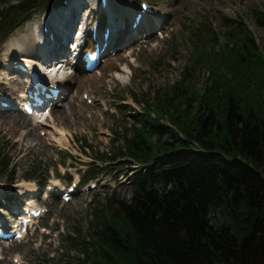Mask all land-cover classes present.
<instances>
[{"label": "trees", "instance_id": "16d2710c", "mask_svg": "<svg viewBox=\"0 0 264 264\" xmlns=\"http://www.w3.org/2000/svg\"><path fill=\"white\" fill-rule=\"evenodd\" d=\"M48 1L26 0L5 14L0 10V18L13 25L21 11ZM256 21L263 25L264 13ZM231 22L228 32L242 37L243 23ZM214 41L210 30L195 41L204 61L183 68L179 99H172L186 100L192 87L188 79L200 64L209 77L224 71L225 77L220 73L214 80L234 88L226 97L214 90V99L202 100L196 118L185 111L179 121L172 113L167 126L155 109L156 118L142 116L132 136H123L116 153L138 160L141 167L130 198H110L98 216L95 244L83 248L84 264H264V55L257 48L225 44L219 54L230 59L225 72L219 61H210L212 51L206 55ZM245 87L256 89L241 100ZM9 161L0 150V171ZM210 213L218 220L211 221Z\"/></svg>", "mask_w": 264, "mask_h": 264}, {"label": "rangeland", "instance_id": "374dc122", "mask_svg": "<svg viewBox=\"0 0 264 264\" xmlns=\"http://www.w3.org/2000/svg\"><path fill=\"white\" fill-rule=\"evenodd\" d=\"M118 2H116L117 7L121 10L126 1L122 0L121 2L119 0ZM162 6L166 10H171V12L175 13V25L181 24L193 28L196 22L201 19L200 16H204L203 18L206 21L219 30L220 36L224 37L226 44L230 45L229 47H234L238 44L244 50L257 48L264 55V24H259L256 21L260 13H264V0H163ZM225 16L242 19L244 25L243 30L240 31L243 32L240 33L242 37L238 35V32H228L232 28L224 25L223 18ZM35 18L37 19V16ZM252 37L257 47L251 41ZM10 38L3 45V49L9 47L6 44L11 41L9 40ZM175 38L179 40L181 35L179 34ZM163 41L160 40L158 45ZM159 46L152 45L151 43L146 45L141 44V46L134 45L132 50L122 53L120 59L104 63L99 73L93 76L94 84L89 91L97 99L95 105H102L99 100L107 102L118 100L116 98L120 97L124 99L118 100L119 102H123L122 105L119 102L115 103L122 119L119 120L121 121L119 125L115 124L117 120L114 119V116L112 117L111 113L103 110V106L92 107L83 99H80L79 96L77 100V97L73 96L70 100L59 102L54 107L50 112V116L48 115L46 118L45 126L42 129L46 134L43 136L39 134V130H35L32 133L27 131L30 128L27 117L20 116L16 111H1L0 149L2 152L12 154L13 157L16 156L14 162H16L18 175L23 176L26 171L32 170L34 165H37L36 170L39 171L38 175L42 177L46 176L45 170L49 166V168L54 167L52 160L54 158H61L62 160V157L66 158L65 162L67 161V165H71L69 170L73 172L79 170L82 167L79 162H88L89 159L86 156L82 157V155L79 156L77 154L73 143L70 141L71 136L74 138L86 136L88 142L98 152H106L109 149L111 151L115 148L114 145L122 146L120 136L125 134V132L128 136H131V133L134 131L133 126L138 128L142 124L133 115V111H130V109L123 110L124 106H130L131 102L136 104L134 106L135 109L138 106L142 110V102L145 101L144 103L148 105V108L151 111L153 110L152 117H156V110H158L160 118L169 119L168 115L175 113L172 114V118L180 121L185 111H188L187 116L189 115L191 118L200 116V109L204 106L202 100L214 99V90L217 94L222 95L223 93V97H226L234 88L233 84L228 81L219 83V80H214V77L220 73H223L225 77L224 71L219 70L216 72V75L209 77L206 76L208 73L207 68L201 67L188 79L192 87L189 89L186 100H177L179 96L176 93L179 92L182 85L180 69L184 64V58H181L178 62H171V65L166 66L164 64L167 63L166 58L162 50L160 51L158 48ZM210 51H212L213 55V59L210 61L213 63L219 61L221 68L224 67L226 69L230 59L228 57H220L219 54L222 55L220 46L215 44L208 46L205 49L206 55ZM151 59L161 62L158 65V69L152 68L153 61ZM126 61H133L134 63L143 62V65L149 66V70L142 71L144 75L138 76V70H135V66V68L131 67L129 70L125 67ZM241 65L242 63H237V68L240 69ZM130 66L132 65L130 64ZM147 66L145 68H148ZM114 70H118L119 72L124 70L123 74L126 75L125 80L122 81L110 77V72ZM226 71L229 70L226 69ZM7 77L5 75V80ZM89 78V76H82L81 71L77 69L75 75L71 78V82L75 86V89L77 88V91H79L86 85ZM17 86L18 83L8 78L3 91L15 100L17 98ZM244 89L245 92L242 96L245 95L246 97L241 100L250 98V93L256 88L245 87ZM239 95L236 94L235 98L238 99ZM173 129L177 131L175 127ZM115 130L118 135L113 134ZM61 136L67 139L65 140ZM57 148H69V152L73 158H67V155L63 153L56 154ZM124 171L122 170V173ZM120 178L121 176L113 177L109 174L104 179L108 183L104 187L107 189L104 190V188L98 186V190L94 192L95 194L76 197L69 203L54 202L55 205L53 207L51 205L50 217L46 218V226L56 231L58 234L57 238L48 243L47 239L43 237L41 246L37 243L38 240L33 242V244L16 245L7 250L9 255L14 252H20L27 261V264H79V260L84 256L79 248L86 241L89 242V247L91 248L95 244L92 233L93 227L98 221L96 215L100 209L104 210L107 207L106 205L109 202L108 198L110 196L108 193L115 188L116 196L121 198H128L130 196L129 185L125 184L126 181L123 183L124 178ZM104 215L110 219L111 214L104 212ZM209 216L211 221H217L219 218L217 213L215 215L214 213H210ZM54 219L55 222L53 223ZM115 222L118 225L122 224L126 227L123 219H117ZM58 230H62V232L59 233ZM51 237L53 238L54 236ZM49 252H53L54 256L49 257ZM71 256L76 257V262L69 260ZM120 256H123V254ZM0 264H11V261L8 258L0 262Z\"/></svg>", "mask_w": 264, "mask_h": 264}, {"label": "bare ground", "instance_id": "6f19581e", "mask_svg": "<svg viewBox=\"0 0 264 264\" xmlns=\"http://www.w3.org/2000/svg\"><path fill=\"white\" fill-rule=\"evenodd\" d=\"M165 11V10H163ZM199 23L203 25V21L200 19ZM37 24L27 25L24 27V31L26 33L20 34L18 36H14L12 39V47L15 51H20V60H24L25 62L35 63L38 60L34 57L33 51V43H34V30L37 29ZM65 61V58L62 60ZM63 64V62H61ZM122 72V71H121ZM138 76H141L143 73L142 71H138ZM115 76L120 80L124 81L126 75H122L120 72H116ZM55 80V79H53ZM62 132V131H61ZM91 145L90 142H88ZM42 177V176H41ZM108 196V195H107Z\"/></svg>", "mask_w": 264, "mask_h": 264}]
</instances>
